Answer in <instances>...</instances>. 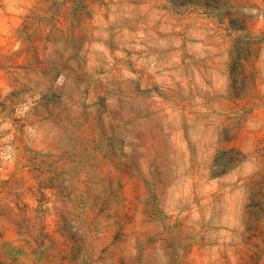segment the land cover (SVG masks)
Here are the masks:
<instances>
[{"label":"rangeland","instance_id":"1","mask_svg":"<svg viewBox=\"0 0 264 264\" xmlns=\"http://www.w3.org/2000/svg\"><path fill=\"white\" fill-rule=\"evenodd\" d=\"M0 264H264V0H0Z\"/></svg>","mask_w":264,"mask_h":264}]
</instances>
